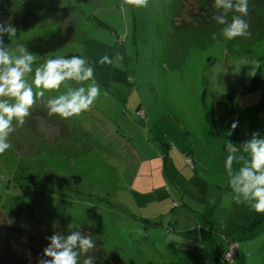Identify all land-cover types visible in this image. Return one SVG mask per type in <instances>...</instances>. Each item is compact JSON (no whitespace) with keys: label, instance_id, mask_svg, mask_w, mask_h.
I'll use <instances>...</instances> for the list:
<instances>
[{"label":"rangeland","instance_id":"obj_1","mask_svg":"<svg viewBox=\"0 0 264 264\" xmlns=\"http://www.w3.org/2000/svg\"><path fill=\"white\" fill-rule=\"evenodd\" d=\"M34 1L43 9L27 28L3 37L13 58L21 46L34 54L26 82L48 59L80 56L101 94L78 117L49 116V99L91 83L66 80L36 100L23 127L13 121L12 147L0 155L1 203L4 196L51 199L54 189L53 196H78L87 208L82 217L96 224L104 205L120 206L126 215L101 219L110 224L103 247L121 264H219L215 248L228 249L233 230L236 252L226 262L264 264V216L251 218L250 204H237L229 185L251 165L243 142L254 132L264 139V38L248 31L227 40L216 25L200 27L180 13L182 0H149L146 8L121 7L122 0ZM105 56L111 63H100ZM147 118L155 122L148 126ZM201 142L211 153L201 154L203 167L186 163L182 150L190 156ZM162 182L165 192L152 195ZM6 217L0 210V227Z\"/></svg>","mask_w":264,"mask_h":264},{"label":"clouds","instance_id":"obj_2","mask_svg":"<svg viewBox=\"0 0 264 264\" xmlns=\"http://www.w3.org/2000/svg\"><path fill=\"white\" fill-rule=\"evenodd\" d=\"M149 0H122L121 7L132 5L137 8H146ZM217 12L214 19L220 25H225L222 35L227 40L238 36H248L249 25L244 16L248 12V0H214ZM229 11L239 13L234 15L231 22L227 19ZM7 35L11 40L16 35V30L11 25L0 23V97L14 98V103L0 100V155L12 147L9 136L16 129L13 127L15 120L17 127H23L26 119L31 115V109L38 98H43L45 91L59 90L60 85L66 80H74L77 83L91 81L87 88L79 87L69 89L66 95H60L47 101L48 115H57L63 120L80 116L89 111L101 94V89L94 79L93 68L86 66V59L80 56L70 58L58 57L48 59L46 63L35 69L32 84L24 79L25 73H32V65L35 62L34 54L21 46L22 55L13 58L8 52V46L4 44L3 37ZM213 39L216 35L213 34ZM111 63L107 56L101 58L100 63ZM33 85L39 90L34 94ZM237 123L232 124L235 129ZM259 132L252 134V139L244 141L245 150L251 152L250 167L240 170L239 176L232 177L229 185L234 193V201L237 204L248 203L257 214H264V139H258ZM232 144L229 143V146ZM233 157H227V166L230 167ZM255 170V171H253ZM210 203H215L211 200ZM49 246L44 250L48 260L40 261V264H79L81 254H87L96 247L95 242L80 231H72L68 235L54 234L50 238ZM83 264H94V258L87 256Z\"/></svg>","mask_w":264,"mask_h":264},{"label":"trees","instance_id":"obj_3","mask_svg":"<svg viewBox=\"0 0 264 264\" xmlns=\"http://www.w3.org/2000/svg\"><path fill=\"white\" fill-rule=\"evenodd\" d=\"M188 1L194 4L185 11L184 5ZM40 9H43V6L36 4L34 0H0V23L11 25L17 32L22 31ZM181 12L190 16L200 27L216 25L221 30L225 27L214 19L216 15L222 14L215 9L214 0H182ZM234 15L239 13L228 12L229 22ZM243 19L249 25L248 31L254 33V40L261 41L264 38V0H248V12ZM192 20L189 19L188 22ZM192 163L191 161L188 164ZM48 193L51 194V199L42 196L36 202L9 196H4L5 201L2 203L0 201V210L4 214L7 212L8 216L0 227V264H40V261L50 259L44 255V250L50 243L49 238L54 234L66 236L72 231H80L96 244L93 250L79 257V264H83L87 256L94 258V264H111L114 259L118 260V263L114 264H121L116 254L106 251L103 247L110 224H102L101 218L110 219L113 215L118 217L115 211L122 215L127 212L118 205H104L102 216L96 215L98 224L89 223L82 217L87 208L78 196L58 193L53 196L54 189H50ZM253 212L251 218L261 215L254 210ZM9 217L11 219H8ZM230 243L235 244L234 236L228 240V244ZM226 250L228 249L217 246L214 253L219 264H222V259L224 264H228V260L224 258Z\"/></svg>","mask_w":264,"mask_h":264},{"label":"crops","instance_id":"obj_4","mask_svg":"<svg viewBox=\"0 0 264 264\" xmlns=\"http://www.w3.org/2000/svg\"><path fill=\"white\" fill-rule=\"evenodd\" d=\"M138 117H139V115H138ZM153 122H155V121H152V120H150L149 118H147V124H148V126H150ZM137 126H138V129L139 130H141V125H138V124H136ZM142 146V145H141ZM165 147H167L168 148V150H167V154H166V157L164 156V157H161V158H163V161L161 162L160 161V157H159V154H154V156L160 161V169H161V174H162V170H164V169H168V158H169V154H170V145L169 144H166V145H164L163 146V148H162V151H164L165 150ZM148 149H151V150H154L155 152H156V150H157V147H153V145L152 144H149V146H148ZM147 149V150H148ZM222 150V152L224 151V149H221ZM203 152H207L208 154H211L210 153V149L203 143V142H201V144H200V146L199 145H195L194 146V152H193V154L192 155H188L189 157L188 158H190L191 160L193 159L194 161H197L199 164H198V166H202V164L200 163L201 161V154L203 153ZM182 153L184 154V157H186V159H187V155L186 154H188V152H187V150L186 151H183L182 150ZM193 160H192V162H193ZM150 164H151V162H150ZM184 164H185V162H184ZM203 167V166H202ZM200 173H201V175L202 176H205V174H203L202 173V171H199ZM229 175V173L228 174H226V176H228ZM229 176H231V175H229ZM206 177H208V176H206ZM162 178H163V175H162ZM208 178H210V177H208ZM231 179V177H228V180H230ZM225 180V182H226V184L228 183V180H226V179H224ZM220 186H222V185H220ZM223 187V186H222ZM160 190H163L164 192H165V189H164V187H163V182H162V185L161 186H158V187H153L152 188V195H156V193L158 192V191H160ZM165 195V194H164ZM262 216H264V214H261ZM226 228V227H225ZM234 232H233V234H230L231 236H235V234H236V232H237V230H233ZM242 235H240V234H238L236 237H238V238H240V239H243L244 240V238H242L241 237ZM235 245V244H234ZM217 246H220L219 244H217ZM217 246H216V248H217ZM221 247V246H220ZM216 248H215V250H216ZM224 249V248H223ZM215 252V251H214ZM235 252H236V250H235ZM214 256H215V253H214Z\"/></svg>","mask_w":264,"mask_h":264},{"label":"built area","instance_id":"obj_5","mask_svg":"<svg viewBox=\"0 0 264 264\" xmlns=\"http://www.w3.org/2000/svg\"><path fill=\"white\" fill-rule=\"evenodd\" d=\"M139 114H141V113H139ZM190 162H191V159L187 158L186 163H190ZM234 252H235V245H234V243H230L228 250H226V252L224 254V258L229 261L231 259L232 255L234 254Z\"/></svg>","mask_w":264,"mask_h":264}]
</instances>
